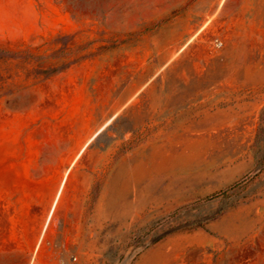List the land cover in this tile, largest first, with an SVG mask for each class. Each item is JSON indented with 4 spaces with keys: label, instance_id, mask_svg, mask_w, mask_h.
<instances>
[{
    "label": "rangeland",
    "instance_id": "obj_1",
    "mask_svg": "<svg viewBox=\"0 0 264 264\" xmlns=\"http://www.w3.org/2000/svg\"><path fill=\"white\" fill-rule=\"evenodd\" d=\"M67 195L74 264H264V0H0V264Z\"/></svg>",
    "mask_w": 264,
    "mask_h": 264
},
{
    "label": "built area",
    "instance_id": "obj_2",
    "mask_svg": "<svg viewBox=\"0 0 264 264\" xmlns=\"http://www.w3.org/2000/svg\"><path fill=\"white\" fill-rule=\"evenodd\" d=\"M69 227L64 221L47 223L44 227L38 246H43L50 253L54 264H74L78 261Z\"/></svg>",
    "mask_w": 264,
    "mask_h": 264
},
{
    "label": "trees",
    "instance_id": "obj_3",
    "mask_svg": "<svg viewBox=\"0 0 264 264\" xmlns=\"http://www.w3.org/2000/svg\"><path fill=\"white\" fill-rule=\"evenodd\" d=\"M83 53H85V54H83ZM92 56H94L93 52H79V54L74 56V58H66L62 62L61 66L49 67L47 69H39L38 72H36V76H34V77L35 78L51 77V76L55 75L56 73L63 71L66 67H68L74 63H77L79 61L90 58ZM9 58L18 60L19 63L26 66L28 64L39 63L43 60L48 59L49 57L36 55L30 51H18V52H15L13 54V56H9Z\"/></svg>",
    "mask_w": 264,
    "mask_h": 264
},
{
    "label": "crops",
    "instance_id": "obj_4",
    "mask_svg": "<svg viewBox=\"0 0 264 264\" xmlns=\"http://www.w3.org/2000/svg\"><path fill=\"white\" fill-rule=\"evenodd\" d=\"M84 201L85 197H80V199L76 201L71 198L70 195H67L64 199H61V197L57 198L50 211V222L54 220L52 223L56 224L61 221V219H66L65 216L69 217L70 233L73 234L74 228L78 224V219L82 213Z\"/></svg>",
    "mask_w": 264,
    "mask_h": 264
}]
</instances>
